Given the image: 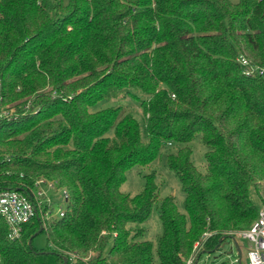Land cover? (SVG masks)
Listing matches in <instances>:
<instances>
[{"label": "trees", "instance_id": "obj_1", "mask_svg": "<svg viewBox=\"0 0 264 264\" xmlns=\"http://www.w3.org/2000/svg\"><path fill=\"white\" fill-rule=\"evenodd\" d=\"M241 57L264 67V0H0V191L34 199L45 180L68 194L63 216L45 202L18 240L0 222V264H186L195 244L198 261L251 227L264 207V78ZM127 99L144 126L122 114ZM198 137L205 173L187 145ZM172 144L185 213L160 198L154 170L137 195L121 191ZM156 204L155 248L143 225ZM40 234L52 248L29 247Z\"/></svg>", "mask_w": 264, "mask_h": 264}, {"label": "rangeland", "instance_id": "obj_2", "mask_svg": "<svg viewBox=\"0 0 264 264\" xmlns=\"http://www.w3.org/2000/svg\"><path fill=\"white\" fill-rule=\"evenodd\" d=\"M231 1L234 3L238 2V0H231ZM110 104L112 105L114 104V102H111ZM122 104H123L122 114L125 115L131 113L135 115L137 119L141 122V125L144 126V114L140 104L132 99H127L126 101L122 102ZM108 105L109 104H103V106H108ZM187 145L192 150V161L194 165L197 167V169L200 172L205 173L207 171L206 159H205L206 148L203 145L200 137L196 138ZM181 147L183 146L174 145V144L165 146L162 149L160 156L151 167L142 168L139 166H135L130 170H128L126 173L127 179L126 182L122 185L121 191L130 196L137 195L144 187V175L154 170L156 172L157 184L160 187V198L173 196L175 198V203L178 211L180 213H185V209H184L185 195L181 189V183L178 177L176 176V174L174 173V171H172L167 164L168 155H170L171 153H176L177 150ZM41 187L39 188L46 195V197L42 196V198L46 199L48 201V204L51 207H53L56 212L59 211L60 209L65 208L66 204L64 202L62 190L52 189L47 185H43ZM251 198L255 200L254 194H251ZM158 206L159 204H156L154 206L148 220L143 225V228L145 230L143 239L150 241L155 248H156L157 239L162 235L163 232L162 224L159 218ZM133 226H129V227H133ZM246 229L248 228H245L243 230ZM236 241L240 246H242L243 249L242 263L250 264L247 257L246 241H244L243 239H236ZM231 244L232 243L228 241L227 243L223 244L219 250L209 254L208 253L202 254V256L199 258L196 264H234L233 262L236 258H238V256H237L236 247L233 250L232 254H229V252L231 251ZM32 245L34 249L37 251L46 250L50 247L52 248V246L48 244L45 234H40L39 236H37L34 239ZM198 250L195 251L193 248L194 253L191 255V257L187 260L186 263H188L190 259H193L192 257H195L197 255ZM193 261L194 264L195 259H193ZM154 264H159L158 259L156 257Z\"/></svg>", "mask_w": 264, "mask_h": 264}, {"label": "built area", "instance_id": "obj_3", "mask_svg": "<svg viewBox=\"0 0 264 264\" xmlns=\"http://www.w3.org/2000/svg\"><path fill=\"white\" fill-rule=\"evenodd\" d=\"M239 63L246 76L258 75L264 78V67H254L243 57L239 58ZM43 185L56 189L52 182L49 183L45 180H39L36 183V190L33 192L34 199L18 191H0V222L6 224L7 238L10 241L20 239L23 226L36 216L38 207H42L45 202L48 204V201L42 198V196L46 197L45 193L39 188ZM62 192L65 202L68 198V194L64 190ZM56 215L63 216L64 209L57 211ZM45 217L49 218L50 213L46 212ZM210 235V233L205 234L202 241H205ZM230 236L235 239H243L246 241L247 257L250 264H264V207L260 209L258 218L250 228L231 233ZM230 243H232L231 250L233 251L235 245L232 241ZM201 246L202 243L195 244L194 250H198ZM192 258L196 261V256ZM193 259H190L186 264H193ZM233 263L238 264V258H236Z\"/></svg>", "mask_w": 264, "mask_h": 264}, {"label": "water", "instance_id": "obj_4", "mask_svg": "<svg viewBox=\"0 0 264 264\" xmlns=\"http://www.w3.org/2000/svg\"><path fill=\"white\" fill-rule=\"evenodd\" d=\"M41 231H42V229L39 230V232H38L36 235H38ZM230 239H231L232 242L234 243V245H235V247H236V250H237L238 264H243V263H242V256H243V253H242L241 246L238 244V242L236 241V239H235L234 237L230 236ZM29 247H30L31 249H33V246H32V239L29 241ZM232 252H233V251L231 250V251L229 252V254H232ZM196 263H197V261H195L194 264H196ZM64 264H68V259H67V258H64Z\"/></svg>", "mask_w": 264, "mask_h": 264}]
</instances>
